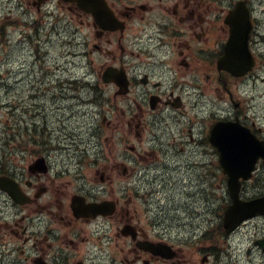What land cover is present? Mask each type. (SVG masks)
<instances>
[{
  "label": "flooded vegetation",
  "instance_id": "flooded-vegetation-1",
  "mask_svg": "<svg viewBox=\"0 0 264 264\" xmlns=\"http://www.w3.org/2000/svg\"><path fill=\"white\" fill-rule=\"evenodd\" d=\"M25 1L37 10L42 1L61 3ZM93 1L88 10L63 6L85 29L88 76L101 97L110 95L113 112H103L100 124L113 144L126 126L140 161L110 154L83 168L62 154L82 140L73 131L60 137L48 127L13 128L19 152L0 160V264H264V223L257 222L264 215L238 228L252 237L244 256L224 227L231 198L220 202V189L229 194V187L223 173L219 184L221 152L212 137L222 121L230 135L251 129L264 140V0ZM125 77L128 87L119 82ZM164 146L200 170L198 207L186 214L183 205V218L176 204L174 213L151 205L162 188L141 185L148 155L158 159Z\"/></svg>",
  "mask_w": 264,
  "mask_h": 264
},
{
  "label": "rangeland",
  "instance_id": "rangeland-1",
  "mask_svg": "<svg viewBox=\"0 0 264 264\" xmlns=\"http://www.w3.org/2000/svg\"><path fill=\"white\" fill-rule=\"evenodd\" d=\"M66 10L69 11L63 6L56 10L55 15L59 16L57 27L48 32L54 17L42 22V18L25 9L20 0H0V26L6 27L5 35L0 36V159H3V154L15 152L11 149L15 146L9 142L8 132L10 111L13 110L14 116L22 118L29 126L37 123L39 129L46 126L50 130L54 129L58 135L67 130L73 131L82 139L77 144L80 145L79 148H83L93 159L96 155L103 157L110 154L119 158V152L122 151L123 159L137 165L139 158L125 151L126 144L133 139L129 138L125 142L122 140L123 144H113L109 136L112 131L99 127L103 112L108 115L113 112L109 104L110 95L101 97L92 87L91 84L97 83V80L86 75L88 67L83 58L82 45L84 28H79L77 19L73 20ZM24 20L38 21L39 32L34 26L25 25ZM74 30L79 31L76 36L73 35ZM29 35L34 37L33 40L29 39ZM96 95L100 96L97 102ZM15 104L18 107L15 108ZM121 116L119 112V117ZM13 125L16 128L15 122ZM96 129L103 137L108 135L107 144L93 134ZM123 129L122 133H126V127ZM163 148L160 159L153 161L154 155L149 156L150 162H153L149 171L141 174V185L162 188V194L153 193L149 197L151 205L163 203L165 212L174 213L176 204L180 207L183 218V205L186 214L198 207L200 170L192 168V162L186 157L170 155L166 146ZM80 149L76 152L77 156L84 152ZM77 158H73L75 162ZM101 161L92 162L90 167L101 166ZM142 162L140 168L144 167V161ZM258 168L256 178L247 184L250 194L264 188V163H260ZM221 174L220 172L219 184L223 185ZM220 195L227 197L224 193ZM185 201L187 205L184 204ZM166 220L171 221L168 216ZM257 222L264 223V220ZM248 230L250 233L255 230L262 233L259 227L250 226ZM240 234H246V238L249 236L246 229ZM245 243L247 242H243V245Z\"/></svg>",
  "mask_w": 264,
  "mask_h": 264
},
{
  "label": "water",
  "instance_id": "water-1",
  "mask_svg": "<svg viewBox=\"0 0 264 264\" xmlns=\"http://www.w3.org/2000/svg\"><path fill=\"white\" fill-rule=\"evenodd\" d=\"M80 6L86 8L84 0H76ZM229 149L223 152L221 162L225 171L230 175V186L234 204L227 212V223L232 224L233 220L239 222L254 215L256 212L264 213V197L252 202H244L239 198L240 177L249 178L255 169L259 157L264 158V144L256 139L247 141V144L241 146L238 144L229 145ZM221 148H223L221 146ZM241 214L242 216H239Z\"/></svg>",
  "mask_w": 264,
  "mask_h": 264
}]
</instances>
